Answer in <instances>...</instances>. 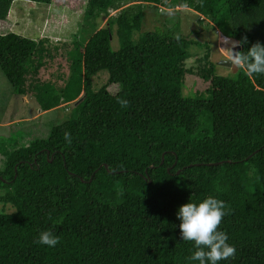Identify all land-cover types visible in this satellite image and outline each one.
Returning a JSON list of instances; mask_svg holds the SVG:
<instances>
[{
	"label": "trees",
	"instance_id": "1",
	"mask_svg": "<svg viewBox=\"0 0 264 264\" xmlns=\"http://www.w3.org/2000/svg\"><path fill=\"white\" fill-rule=\"evenodd\" d=\"M14 1L0 0V21ZM127 3L137 12L131 6L110 15ZM147 6L188 7L233 41L246 36L240 52L264 45V0H84L82 31L93 33L74 43L78 77L56 88L26 84L44 64L42 40L0 35V70L16 95L35 93L43 112L76 110L45 139L6 156L0 201L13 212L0 213V264H199L189 260L196 248L182 240L177 212L209 196L230 209L218 230L236 248L218 264H264V74L225 77L206 55L196 74L208 88L184 97V78L195 75L185 62L197 42L159 29L135 38ZM99 18L106 25L95 30L90 21ZM103 70L108 79L95 91L91 78ZM45 230L59 237L55 247L37 243Z\"/></svg>",
	"mask_w": 264,
	"mask_h": 264
},
{
	"label": "rangeland",
	"instance_id": "2",
	"mask_svg": "<svg viewBox=\"0 0 264 264\" xmlns=\"http://www.w3.org/2000/svg\"><path fill=\"white\" fill-rule=\"evenodd\" d=\"M128 7H131L132 13L137 12L135 4L127 3L110 11V15H117ZM147 8H143L140 31L134 33L135 38L145 32L159 29L170 30L175 35L197 42L189 48L190 56L185 62V68L192 69L195 75L186 74L181 89L184 97L192 98L208 88L209 83L196 74L203 70L207 60L215 65L217 74L234 77L232 69L219 65L221 61L226 60V53L219 49L225 46L222 40L228 35L223 30L214 28L209 18L200 20L201 16L188 7H159L160 11L151 6ZM83 10L84 0H60L57 5L49 6L26 0H15L12 3L6 20L0 21V35L15 33L34 41L42 40L46 48L43 66L36 77L28 75L27 85L31 79H38L40 83H49L61 88L67 84L70 76L79 75L80 66L76 64L80 59L78 44L84 42L90 34V30L82 31L85 26ZM90 22L95 30L106 25L104 18ZM74 43H78L77 47ZM110 48L114 51L118 49L116 35L112 38ZM206 55L208 59L205 61ZM107 79L106 71L98 72L91 78L93 89L98 90ZM116 89L118 87L115 85L108 87L109 91ZM55 90L57 93L60 89ZM34 94L28 91L24 96L16 95L0 70V170L4 168L7 154L29 145L34 139H45L52 127L76 116L74 104L61 105L43 112ZM199 123V133L205 135L209 127L202 118ZM2 212L11 213L13 208L10 204L0 201V213Z\"/></svg>",
	"mask_w": 264,
	"mask_h": 264
},
{
	"label": "clouds",
	"instance_id": "3",
	"mask_svg": "<svg viewBox=\"0 0 264 264\" xmlns=\"http://www.w3.org/2000/svg\"><path fill=\"white\" fill-rule=\"evenodd\" d=\"M175 38L179 40V36ZM222 43L225 46L219 51L226 53V62H230L229 68L233 71L244 70L248 77L264 74V45L256 42L246 52H240L235 49L248 43L246 36L241 41H233L230 37L223 38ZM117 103L121 107H127L129 102L121 98ZM64 139L71 144L69 132L64 133ZM228 214L230 209L225 202L211 196L198 204L188 202L178 209L181 238L194 242L196 248L189 260L199 261V264H218L219 261L235 257L236 248L228 243L226 233L218 230L223 218ZM37 243L55 247L59 243V237L51 230H45L39 234Z\"/></svg>",
	"mask_w": 264,
	"mask_h": 264
},
{
	"label": "water",
	"instance_id": "4",
	"mask_svg": "<svg viewBox=\"0 0 264 264\" xmlns=\"http://www.w3.org/2000/svg\"><path fill=\"white\" fill-rule=\"evenodd\" d=\"M240 49H241V47H239V48H236L235 49V51H240ZM219 65L220 66H223V67H227V68H229L231 65H230V62H226V60L225 61H221L220 63H219ZM231 69V68H230ZM233 71V70H232ZM234 73L236 72V70H234L233 71ZM246 160H248V159H246ZM163 163V158H162V160H161V163L160 164H162ZM219 164H221V163H213V164H207L208 166H211V165H213V166H217V165H219ZM106 167V166H105ZM169 170V169H168ZM177 175L179 174V172H177L176 173Z\"/></svg>",
	"mask_w": 264,
	"mask_h": 264
}]
</instances>
